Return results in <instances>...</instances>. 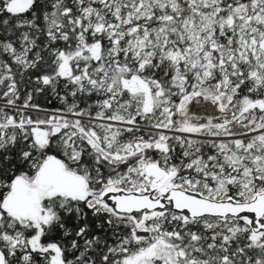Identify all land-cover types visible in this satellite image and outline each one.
I'll use <instances>...</instances> for the list:
<instances>
[{
    "label": "snow or ice",
    "instance_id": "6c2138e0",
    "mask_svg": "<svg viewBox=\"0 0 264 264\" xmlns=\"http://www.w3.org/2000/svg\"><path fill=\"white\" fill-rule=\"evenodd\" d=\"M0 264H264V0H0Z\"/></svg>",
    "mask_w": 264,
    "mask_h": 264
}]
</instances>
